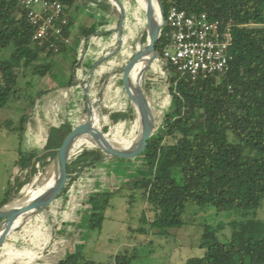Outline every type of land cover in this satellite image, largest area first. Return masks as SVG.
I'll use <instances>...</instances> for the list:
<instances>
[{
  "label": "trees",
  "instance_id": "trees-1",
  "mask_svg": "<svg viewBox=\"0 0 264 264\" xmlns=\"http://www.w3.org/2000/svg\"><path fill=\"white\" fill-rule=\"evenodd\" d=\"M59 1L66 6L68 23L61 39H51L55 45L51 47L50 41L41 43L34 39L35 28L18 0H0V52H11L8 58H0V109L19 99V72L22 68L32 67V73L38 77L52 73L55 58L69 48L68 40L73 26L79 21L83 6L90 10L93 22L89 26H80L79 51L87 53L90 46H96L93 67L97 60L116 48L120 13L110 0ZM161 1L166 16L171 7H176L189 15L205 13L213 21L230 26L233 59L229 70L221 76L206 75L196 79L181 76L164 59V48L169 39L167 29L161 30L156 51L165 80L163 83L157 82L155 77L158 75L150 68L145 75L143 89L145 93L155 95L160 87L164 92L156 94L157 107L163 106L164 96H168L170 105L160 117L155 115V130L145 151L133 158L134 165L139 164L135 170L139 179L133 182L134 193L131 196L135 198L134 194L139 193L153 214L149 219L144 212L140 222L149 225V229L156 230L159 235H168L170 230L185 225L184 214L189 205L214 207L219 212H236L243 219L230 222L231 238L222 241L217 237L223 226L206 227L201 239L204 255L189 258L186 264H264V221L250 217L251 213L260 209L264 200V0ZM123 2L129 28L128 44L136 52V26H146L145 12L139 9L134 0ZM114 22L117 27H113ZM96 41L99 44H95ZM146 41L145 33L142 42ZM123 57L124 54L119 53L99 66L90 88L93 93L100 91ZM36 62L41 64L34 65ZM72 66L74 75L68 84L60 85L52 92L56 99L61 98L60 104L43 101L50 105L49 116L52 120L58 115V122H53L49 127L44 148L31 152L27 162H24L27 152L20 148L21 156L16 165L25 171L24 180L17 178L15 184L10 185L0 207L11 204L22 188L49 166L65 137L82 117H87L85 93L80 83L86 76L76 74L80 66L77 60ZM48 92L39 91L32 106L37 99L41 104L40 99ZM108 96L112 103L126 107L124 111L110 113V125L120 122L127 125L138 118L124 90L122 75L114 80ZM28 119L29 115H23L19 125L12 128V131L19 133L20 140L26 131ZM108 130L109 126H106L102 132L105 134ZM90 133L91 126L77 139ZM102 156L97 147H83L71 157L69 172L96 160L76 181L99 179L100 186L110 187L112 182L107 179L112 176L107 168L112 163L99 161ZM64 178L65 174L60 169L55 185ZM84 192L89 195L87 204L94 207L89 215L88 228L100 229L104 213L95 206L100 202L108 205L111 191L87 189ZM139 231L145 233L146 229L140 227ZM82 260L80 250L61 259L59 264H95ZM116 262L136 264L130 253L118 254Z\"/></svg>",
  "mask_w": 264,
  "mask_h": 264
},
{
  "label": "rangeland",
  "instance_id": "rangeland-1",
  "mask_svg": "<svg viewBox=\"0 0 264 264\" xmlns=\"http://www.w3.org/2000/svg\"><path fill=\"white\" fill-rule=\"evenodd\" d=\"M134 2L140 10L144 11L140 1L134 0ZM80 12L79 21L73 26L71 38L68 40L69 48L66 53L55 58L52 73L46 77H38L32 73V67L22 68L19 72L18 85L21 89L19 99H14L6 108L0 109V202L4 200L10 185L15 184L16 179L22 173V171L17 172L16 165L21 156L20 148L23 152L30 154L44 148L49 135V127L53 122H58V115H55L53 120L49 116L51 114V112L49 113L50 105L45 102H51L52 105L60 104L61 98L56 99L52 92L60 85L68 84L74 75L72 66L74 60H77L80 65L77 72L75 71L76 74L86 76L81 82L87 79L86 74L92 67V52L96 50V46H90L87 53L79 51L80 26L82 24L89 26L93 22L88 7L83 6ZM126 25L127 43L120 52L124 54V57L118 68L106 78L100 91L93 93L90 90L94 98L97 99L95 107L98 117L90 125L91 132L100 137L96 129L103 131L106 126H109V130L105 133L108 135L106 138L114 140L111 143L117 145H124L134 140L139 132L138 118L128 122L127 125L121 122L110 125L108 118L110 113L126 109L124 105L112 103L108 96L114 85V80L122 75L124 66L135 53L128 44L127 22ZM113 27H117L115 22ZM136 27H138V36L135 50L140 44L145 45L147 42H142L143 35L146 33L144 32L145 26L137 24ZM133 29L131 27V31ZM10 54V51L0 52V58L6 59ZM39 64L41 63H34V65ZM161 68L158 61H155L151 66V69L158 75L155 80L159 83H163L165 80ZM142 83L144 88L145 77ZM41 90L49 92L40 99L41 104L37 99L33 107L31 103ZM68 91L65 90V92ZM157 92L155 95L152 93H146V95L154 115L160 117L163 110L170 105V100L168 96H164L163 106L157 107L156 94L160 95L164 91L159 87ZM43 101L45 102L43 103ZM23 115H29V119L26 131L20 140L19 133L12 131V128L19 125ZM85 119L86 117H82L80 122ZM83 147L95 148L90 144L75 147L72 156L81 151ZM108 163H112L107 168L112 176L111 179H107L112 182L110 187L100 186L99 179L90 178L87 181H75L66 193L47 210L28 221L6 240L7 244H4L0 249V264H59L61 259L80 250L82 251V261H90L95 264H117L116 256L121 253L133 255L136 264H186L189 258L204 255L205 249L201 247V239L206 227L223 226L217 233V237L226 241L231 238L232 234L230 222L243 219L236 212H219L214 207L201 208L197 205H189L184 214L185 225L180 229L170 230L168 235H159L156 230H150L149 225H142L140 222L144 212L149 219L153 217L145 200L139 193L134 194L135 198L131 196L134 193L132 191L133 182L139 179L138 173L135 172L139 164L134 165L133 159L119 160L118 158L112 159ZM47 169L48 167L26 184L11 204H17L26 196V199H32L39 194L43 190L44 179L49 172ZM87 189L97 191L108 189L112 194L108 205L100 202L95 206L97 210L104 213L100 229L88 228L89 215L94 207L87 204L89 195L87 196L84 192ZM253 216L264 221V200L260 209L251 213L250 217ZM140 227H144L146 232H140Z\"/></svg>",
  "mask_w": 264,
  "mask_h": 264
},
{
  "label": "water",
  "instance_id": "water-1",
  "mask_svg": "<svg viewBox=\"0 0 264 264\" xmlns=\"http://www.w3.org/2000/svg\"><path fill=\"white\" fill-rule=\"evenodd\" d=\"M110 1L120 13L118 44L114 51L106 53L95 63L87 79L82 82L87 105V117L76 125L65 137L61 147L58 149L57 154L47 169L48 171H53L60 168L64 172L65 178L60 183L47 188L32 199H26V196L17 204H8L0 207V249L15 231L22 228L28 221L38 216L58 198L65 194L71 185L77 180L79 175L84 172L93 161H96H89L86 164L79 166L76 170H71L69 172L71 165L70 159L72 152L74 151L71 149V145L89 128L97 117V110L95 107L97 99L94 98V95L90 91L93 77L99 66L111 57L120 53L127 43L126 7L122 0ZM137 1L139 2L140 0ZM142 2L144 3L142 8L144 9L146 16L144 32L147 34V42L145 45L140 44L134 56L127 62L122 70L124 90L132 107L135 108L138 114L139 132L137 137L133 140L131 147L125 148L107 142L105 139L108 135L104 134L100 129H96L100 137L106 141L105 146H96L103 153V156L99 161H105L107 163L116 158L133 159L134 157L141 155L145 151L148 140L151 138L155 130L154 111L143 89L142 81L152 64L159 59L158 52L156 51V44L159 41L161 30L165 24V12L161 0H142ZM139 64H143V67L139 70L138 78L134 80L132 74Z\"/></svg>",
  "mask_w": 264,
  "mask_h": 264
},
{
  "label": "built area",
  "instance_id": "built-area-1",
  "mask_svg": "<svg viewBox=\"0 0 264 264\" xmlns=\"http://www.w3.org/2000/svg\"><path fill=\"white\" fill-rule=\"evenodd\" d=\"M27 19L35 28L34 39L41 43L62 38L68 23L66 6L59 0H18ZM166 36L164 59L181 76H221L229 70L232 35L230 26L213 21L205 13L189 15L171 7L165 15ZM51 42V47H54Z\"/></svg>",
  "mask_w": 264,
  "mask_h": 264
},
{
  "label": "bare ground",
  "instance_id": "bare-ground-1",
  "mask_svg": "<svg viewBox=\"0 0 264 264\" xmlns=\"http://www.w3.org/2000/svg\"><path fill=\"white\" fill-rule=\"evenodd\" d=\"M140 1L142 2V0H140ZM142 6H144L143 2H142ZM142 67H143V64H139V66H137V68L134 70V72L132 74V78L134 80H136V78H138L139 70ZM106 141L107 142H111V141H114V140H111L110 138H106ZM106 141L104 139L96 136L95 134H93L91 132L87 137H82V138H79V139L75 140V142L71 145V149L74 150L75 147H81V146H83L85 144L86 145L90 144L91 146H95V147L96 146H105L106 145ZM132 144H133V140L129 141L128 143H126L124 145H118V146H122V147L128 148V147H131ZM115 145H117V144H115ZM59 170H60V168H58L57 170H53V171L50 170L47 173V176L45 177V179L43 178L44 179V183H43V190L41 192H43L44 190H46L49 187L55 186L56 176H57V172ZM39 194H37V195H39ZM36 196H34V197H36Z\"/></svg>",
  "mask_w": 264,
  "mask_h": 264
},
{
  "label": "crops",
  "instance_id": "crops-1",
  "mask_svg": "<svg viewBox=\"0 0 264 264\" xmlns=\"http://www.w3.org/2000/svg\"><path fill=\"white\" fill-rule=\"evenodd\" d=\"M98 40H99V39H97V41H98ZM97 41H96L95 44H99V42H97ZM94 53H95V51L92 52V54H93V55H92V57H93L92 60H95V59H96V57L94 56ZM97 61H98V60H97ZM97 61H96V62H97ZM92 68H93V67H92ZM98 69H99V68H98ZM97 71H98V70H97ZM97 71H96V73H97ZM90 72H91V71H90ZM89 74H90V73H89ZM89 74L87 75V77L89 76ZM95 75H96V74H95ZM95 75H94V77H95ZM94 77H93V78H94ZM74 79H75L76 82H79V79H77V78H75V77H74ZM80 83H81V85H82V82H80ZM92 83H93V80H92ZM92 83H91V85H90V88H91V86H92ZM82 87H83V85H82ZM30 158H31V154L28 152V153H27V156H26L25 159H24V162H27ZM20 171H22V173H20L21 175H19L18 178H20V179L22 178V179L20 180V181H22V180H24V174H25V171H24V170H21L19 167H17V172H20ZM35 218H36V217H35ZM35 259H36V258H35Z\"/></svg>",
  "mask_w": 264,
  "mask_h": 264
}]
</instances>
